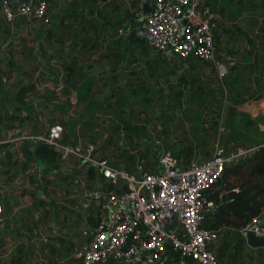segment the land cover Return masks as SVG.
Instances as JSON below:
<instances>
[{
    "label": "crops",
    "instance_id": "1",
    "mask_svg": "<svg viewBox=\"0 0 264 264\" xmlns=\"http://www.w3.org/2000/svg\"><path fill=\"white\" fill-rule=\"evenodd\" d=\"M48 1L45 18L6 22L0 0V264H82L78 251L107 192L124 188L89 161L35 155L55 122L61 142L92 144L93 157L136 176L138 164L161 170L164 147L179 167L217 146L225 154L247 149L227 165L239 173L224 172L207 195L238 188L252 152L264 146V0H205L222 17L216 57L231 56L223 78L209 61L155 53L128 33L152 0ZM93 187L101 198L84 196ZM216 205L203 215L218 229L219 264H264V246H251L238 227L214 226L227 217L225 201Z\"/></svg>",
    "mask_w": 264,
    "mask_h": 264
},
{
    "label": "built area",
    "instance_id": "2",
    "mask_svg": "<svg viewBox=\"0 0 264 264\" xmlns=\"http://www.w3.org/2000/svg\"><path fill=\"white\" fill-rule=\"evenodd\" d=\"M48 7V0H1L6 22L17 15L41 20ZM221 19V14L205 0H152L151 8L140 10L137 25L128 33L155 53L170 49L182 57L195 55L209 61L223 78L231 56L219 52L216 57ZM62 132V124L55 122L40 139L62 159L74 156L89 161L110 183H124L121 193L107 192L104 214L90 228L85 246L78 251L82 264L104 263L110 257L116 260L115 264H181L185 257L198 264H219L212 248L218 229L204 223V211L217 207L207 198V192L226 166L238 163L247 149L242 147L225 154L217 146L208 158L193 159L179 167L178 157L164 147L158 157L161 170L149 171L138 164L136 176L123 167H114L107 159L93 157L92 144L61 142ZM84 196L98 199L102 191L93 187L85 190ZM262 218L264 208L239 227V233L264 236V223H259Z\"/></svg>",
    "mask_w": 264,
    "mask_h": 264
},
{
    "label": "trees",
    "instance_id": "3",
    "mask_svg": "<svg viewBox=\"0 0 264 264\" xmlns=\"http://www.w3.org/2000/svg\"><path fill=\"white\" fill-rule=\"evenodd\" d=\"M27 153L31 154L29 150ZM34 154L51 160L58 157V154L52 148L48 147L46 143L37 144L34 149ZM250 159L251 163L246 167L248 177L238 188L227 185L221 187L222 191L220 193L213 191L212 194L207 195L208 199L216 203L225 201L227 208L221 214H226L227 217L228 215L234 216L233 219L226 217L225 219L216 220L214 226L229 224L239 228L247 223L251 216L259 213L264 208V146L252 152ZM239 171L238 166L232 165L227 166L224 172L238 174ZM97 222L98 220L94 225ZM186 258L189 257H185L184 259Z\"/></svg>",
    "mask_w": 264,
    "mask_h": 264
},
{
    "label": "water",
    "instance_id": "4",
    "mask_svg": "<svg viewBox=\"0 0 264 264\" xmlns=\"http://www.w3.org/2000/svg\"><path fill=\"white\" fill-rule=\"evenodd\" d=\"M259 223H264V218L260 219ZM247 242L251 246H254V247L255 246H264V236H256L252 232H248L247 233ZM113 261H116V260L114 258H112V257L107 259V263H111Z\"/></svg>",
    "mask_w": 264,
    "mask_h": 264
},
{
    "label": "rangeland",
    "instance_id": "5",
    "mask_svg": "<svg viewBox=\"0 0 264 264\" xmlns=\"http://www.w3.org/2000/svg\"><path fill=\"white\" fill-rule=\"evenodd\" d=\"M215 45H216V49H217V48H218V46H217V44H216V43H215ZM217 50H218V49H217ZM220 51H221V50H220ZM221 52H225V51H223V50H222ZM237 165H238V164H237Z\"/></svg>",
    "mask_w": 264,
    "mask_h": 264
}]
</instances>
